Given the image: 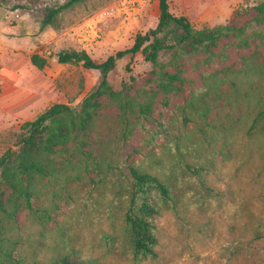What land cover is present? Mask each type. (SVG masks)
Returning a JSON list of instances; mask_svg holds the SVG:
<instances>
[{"label":"rangeland","instance_id":"obj_1","mask_svg":"<svg viewBox=\"0 0 264 264\" xmlns=\"http://www.w3.org/2000/svg\"><path fill=\"white\" fill-rule=\"evenodd\" d=\"M65 1L38 0L35 7ZM168 1L172 13L187 17L195 29L239 19L250 37L264 31L250 15L264 0ZM19 2L30 0H0V155L15 148L25 122L56 103L79 109L99 85V72L59 63L58 53L86 52L103 62L132 47L138 34L156 28L159 21L156 0H86L62 14L60 27L41 31L43 13L14 10ZM250 52L232 49V61L237 64ZM35 54L48 60L43 70L33 65ZM195 59L185 65V98L206 90ZM152 69L141 54L129 55L117 62L108 80L116 91L131 88L134 93L143 89L142 79ZM182 104L179 99L168 110L156 105L157 118L176 122L168 138L163 134L150 145L147 130L125 139L116 106L106 102L90 134L91 167L80 180L64 186L61 212L44 240L39 225L21 216L22 229L14 231V241L28 252L30 261L46 264L54 244L62 240L99 264H264V132L248 133L251 117L244 109L243 127L236 129L231 146L220 154V144L205 140L193 124L177 122ZM145 124L154 129L153 124ZM130 163L165 180L179 179L180 187L179 203L157 220L156 256L140 262L133 259L123 223L124 178Z\"/></svg>","mask_w":264,"mask_h":264},{"label":"trees","instance_id":"obj_2","mask_svg":"<svg viewBox=\"0 0 264 264\" xmlns=\"http://www.w3.org/2000/svg\"><path fill=\"white\" fill-rule=\"evenodd\" d=\"M36 1L19 2L13 9H39L43 13V31L60 27L62 14L86 0H67L42 8L35 7ZM156 1L159 4L156 28L138 34L132 47L110 55L103 62L75 50L57 54L59 63L81 64L99 72L100 83L79 109L56 103L34 120L25 122L16 135L15 148L0 155V264H43L40 260H29L28 252L14 241V231L22 229L23 214L39 225L41 239L52 230L50 225L62 209L64 186L80 180L91 167L90 134L106 102L116 106L125 139L137 130H147L150 145L163 134L168 138L176 122L157 118L156 105L160 103L163 110H168L179 99H183V104L179 106L177 122L184 126L193 124L205 140L220 144V154L231 146L236 129L243 127L244 109L251 117L248 133L264 132V31L250 37L247 25L239 19L224 26L195 29L187 17L172 13L168 0ZM250 15L252 22L264 27V2L253 7ZM232 49L251 52L243 54L236 64L232 61ZM138 54L153 67L142 79L143 89L134 93L131 88L116 91L108 80L109 74L118 61ZM193 57L206 90L198 97L185 98L188 83L185 65ZM31 60L39 70L48 64L38 54ZM141 98L143 103L139 101ZM146 122L153 124L154 129L148 130ZM57 185L62 186L60 190H56ZM124 185L123 223L133 259L140 262L157 254V220L179 203V179L165 180L130 163ZM46 264L99 263L85 259L80 249L61 240L54 244Z\"/></svg>","mask_w":264,"mask_h":264}]
</instances>
